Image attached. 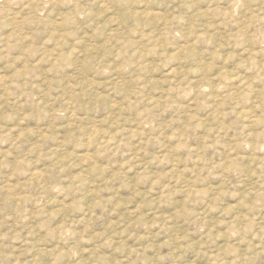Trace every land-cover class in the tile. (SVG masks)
Listing matches in <instances>:
<instances>
[{
	"label": "rangeland",
	"instance_id": "rangeland-1",
	"mask_svg": "<svg viewBox=\"0 0 264 264\" xmlns=\"http://www.w3.org/2000/svg\"><path fill=\"white\" fill-rule=\"evenodd\" d=\"M0 264H264V0H0Z\"/></svg>",
	"mask_w": 264,
	"mask_h": 264
}]
</instances>
